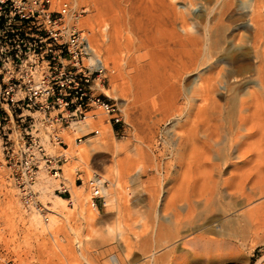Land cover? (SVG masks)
<instances>
[{
  "label": "bare ground",
  "instance_id": "obj_1",
  "mask_svg": "<svg viewBox=\"0 0 264 264\" xmlns=\"http://www.w3.org/2000/svg\"><path fill=\"white\" fill-rule=\"evenodd\" d=\"M69 1L72 7L80 2ZM122 1H127L128 16L122 12L123 16L115 14L104 19L102 31L94 40L98 47H105L104 50L114 55L115 46L110 45L112 38L123 30L130 32L129 44L119 46L123 64L119 59L116 61L137 78L142 96L147 99L150 146L146 155L138 151L139 160L144 159L145 164L163 178L171 176V167H174L171 178L174 183L179 182V188L174 186L178 193L176 200L187 210V216L176 213L165 235L155 233L152 238L158 241L164 235V248L178 240L188 244L191 240L186 238L202 229L193 216L194 211L205 207L220 210L222 217L232 216L233 219L224 218V222L232 221L235 225L232 236L243 241L264 239V0ZM178 2L183 3L185 9L179 8ZM87 20L84 23L88 24ZM79 24L82 26V18ZM228 42L235 48L227 47ZM91 45L99 54L97 46ZM112 59L115 61L114 56ZM102 60L105 65V59ZM103 89L106 96H117L115 86ZM171 120L175 121L172 130L161 135L164 150L157 154L154 148L159 141L155 130ZM99 122L87 118L65 128L63 134L68 144L65 151L69 160L63 165L62 175L65 176V170L72 175V169L89 157L86 146L108 143L110 127ZM93 128L99 129L97 135L88 136L82 143L74 142L77 133ZM166 156L174 163L165 167L166 174H162L161 162ZM143 169V165L138 164L136 180ZM115 170L116 179L110 182L112 190L104 185L101 188L106 198L117 197L119 166ZM65 179L70 191L67 198L53 192L49 179L34 185L35 188L46 185L49 188L36 189L56 197L47 219L40 218L36 222L45 224L55 243L60 238V220L68 222L75 212L87 221L96 217V211L88 206L87 192L80 189L86 181L76 185L68 177ZM146 189L157 190L152 185ZM69 203L74 207L68 206ZM220 219L210 218L209 221ZM66 226L79 243V257L90 263L86 252L81 250L80 234L70 222ZM217 227L222 229L224 223L219 222ZM158 251L155 248L149 256L154 258ZM109 260L110 264H121L114 254Z\"/></svg>",
  "mask_w": 264,
  "mask_h": 264
},
{
  "label": "rangeland",
  "instance_id": "obj_2",
  "mask_svg": "<svg viewBox=\"0 0 264 264\" xmlns=\"http://www.w3.org/2000/svg\"><path fill=\"white\" fill-rule=\"evenodd\" d=\"M124 2L122 0H80L76 7L85 6L87 8V13L82 17L81 27L87 29L91 43L97 46V52L105 59L107 80L104 87L110 89L111 86H115L117 89L116 97L107 96V98L121 109L126 123L123 138L114 136L110 128V135L107 136L108 143L104 145L94 143L91 146H86L89 157L72 169L70 173L72 175H69L66 170L64 171L69 181H74L76 170L80 171L78 175L86 183L87 178L91 177L93 173H98L105 181L104 187L112 190L113 186L110 182L115 181V169L119 166L120 181L116 191L117 197L108 196L106 198L103 195L104 204H98L96 208H93L88 184L85 183L83 187H80L81 190L83 189V193L87 192L88 206L96 211L94 220L87 221L77 212L72 214L68 220L76 232L80 234L81 250L86 252L91 264H110L109 258L112 254L117 256L121 264H258L264 258V239L243 241L232 236L235 225L233 224V228L232 221L224 222V218H232V216L222 217L221 211L216 208H196L195 210H198L194 211L193 216L195 215V220L202 226V229L193 232L191 236L186 238L191 240L188 244H184L183 240H178L171 246L164 248L166 245L164 244L166 242L164 235L170 228L176 213L182 217L187 216V210L183 203H177L176 200L178 193L175 187L179 188V182L176 184L172 181L171 176L175 172L174 167H171L172 175L163 178L149 164H145L144 159L139 160L138 151L144 155L149 152L150 130L148 122L150 118L146 109L147 99L142 96L144 94H142L137 78L123 68V61L120 59V55H122L120 48L126 46L127 42L129 44L130 32L125 30V34L123 30L119 34L120 37L118 35L112 38L110 45L115 46V48L113 47L114 55H111L107 49L104 50L105 47H98L94 40L101 33V25L104 19L111 18L115 14H122L120 16H123L122 12L128 16L130 9L127 1ZM118 3H121L122 7ZM125 5H127L126 9ZM177 6L185 9V5L181 2H178ZM199 6L196 11L199 10ZM85 19H88V24L84 23ZM116 37H118L117 40ZM119 41L121 43L117 45ZM226 46L235 48V45L230 42ZM112 56H114L115 61H113ZM118 59L122 61V64L120 61H118L119 64L117 63L116 60ZM101 90L105 91L102 87ZM102 118L104 119L105 116ZM100 123L103 124L102 122L98 124ZM174 123V120L168 121L163 123L160 129L155 130L157 131L156 139L159 141V145L154 148L155 153L159 154L160 151L164 150L163 144H161V135L171 131ZM91 136L93 135L89 137ZM115 146L119 149H116ZM71 149L72 147H70ZM71 154L73 155L72 150ZM168 157H164L161 162L162 174H166L165 167L174 163ZM138 164L143 165L145 171L143 169L139 180H136L135 170ZM62 176L65 178L64 175ZM40 177L38 181L41 183L47 179L42 175ZM48 181L52 182L53 188L58 182ZM136 183L139 185L137 186ZM66 184H68L67 180ZM76 185H80L79 181L76 182ZM151 185L156 187V192H150L146 189L147 186ZM45 186L41 184L36 188L41 189ZM169 189L173 191L168 193ZM173 192L176 197H173ZM62 197L67 198V196ZM171 198L174 202L170 201ZM55 199L56 197L51 193H39V200L50 208H54L53 200ZM68 206L74 207L70 203ZM40 218L42 219V216L39 213L24 209L16 187L8 178L7 170L1 168L0 264L87 263L79 257V243L75 241L68 230L66 220L59 221L58 233L60 238L55 243L49 230L45 228V224L36 223ZM210 218L221 219L210 222ZM219 222L224 223L222 229L217 227ZM155 233L164 235L160 240L155 241L152 238ZM155 248L159 251L156 252L154 258H151L149 255Z\"/></svg>",
  "mask_w": 264,
  "mask_h": 264
},
{
  "label": "built area",
  "instance_id": "obj_3",
  "mask_svg": "<svg viewBox=\"0 0 264 264\" xmlns=\"http://www.w3.org/2000/svg\"><path fill=\"white\" fill-rule=\"evenodd\" d=\"M87 8L69 0H0V169L16 187L27 211L47 219L49 207L34 187L40 174L58 181L53 192L70 196L62 176L69 160L63 131L87 118L125 136L121 109L101 90L107 80L102 56L79 21ZM79 132L74 142L97 135ZM76 171L74 184L83 183ZM91 204H104L105 181L87 180ZM258 264H264V258Z\"/></svg>",
  "mask_w": 264,
  "mask_h": 264
}]
</instances>
